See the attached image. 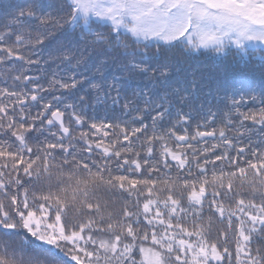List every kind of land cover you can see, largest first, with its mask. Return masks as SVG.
I'll return each mask as SVG.
<instances>
[{"label":"snow or ice","instance_id":"snow-or-ice-1","mask_svg":"<svg viewBox=\"0 0 264 264\" xmlns=\"http://www.w3.org/2000/svg\"><path fill=\"white\" fill-rule=\"evenodd\" d=\"M0 264H264V0L0 5Z\"/></svg>","mask_w":264,"mask_h":264},{"label":"trees","instance_id":"trees-1","mask_svg":"<svg viewBox=\"0 0 264 264\" xmlns=\"http://www.w3.org/2000/svg\"><path fill=\"white\" fill-rule=\"evenodd\" d=\"M7 0H0V5H3L6 3ZM176 55L180 56L181 59H187L183 57V55L179 52L176 53ZM192 63L193 67H200L202 69L206 70V73L210 76H214L216 78H221V73L226 68V63L223 60H215L212 58L211 55L209 56H200L198 61H189ZM251 107V105H249ZM246 110V109H245ZM37 188H39V185H37ZM105 199H113V194L111 193H102ZM117 200L119 197H115ZM222 227V225L219 224V222H216L214 224V233L215 229ZM257 243H260L257 241ZM28 255H33L36 257L38 261L45 262L47 254L43 250H37L35 253H29L25 256V259H27Z\"/></svg>","mask_w":264,"mask_h":264}]
</instances>
